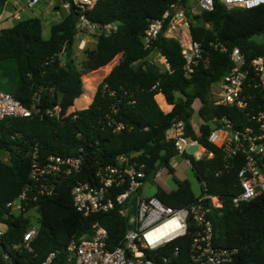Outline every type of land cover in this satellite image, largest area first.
I'll list each match as a JSON object with an SVG mask.
<instances>
[{
    "label": "trees",
    "instance_id": "16d2710c",
    "mask_svg": "<svg viewBox=\"0 0 264 264\" xmlns=\"http://www.w3.org/2000/svg\"><path fill=\"white\" fill-rule=\"evenodd\" d=\"M177 1L99 0L86 11L88 20L100 28L114 24L117 29L109 34L103 32L96 47L85 50L81 68L74 58L78 13L72 5L68 15L52 25L48 39L43 36V22L38 17L19 20L0 30V90L11 93L25 106L36 105L40 110L32 117L0 122V155L9 156L7 161L0 158V225L6 228L0 240V264H42L52 252H56L54 264H66L69 244L90 236L97 224L108 230L111 249L122 246L131 226L129 219L120 214V208L84 216L74 207L71 191L79 182H95L98 170L115 164L120 156L145 164L146 182L154 183V173L163 167L174 175L171 161L177 152L174 142L166 136L179 120L185 122L186 134L214 156H184L201 185L200 196L195 195L189 180L176 178L175 190L158 186L155 196L173 208L189 207L205 195L219 197L222 207L213 208L209 214L214 244L239 250L233 264H264V197L234 206L232 198L239 191L236 171L240 166L226 168L222 150L208 140L214 118L228 117L238 125L246 122L247 112L264 108L262 102L259 108L251 104L239 109L215 106L211 101L212 85L233 68V49H240L247 60L264 56V4L253 9H232L215 0L212 11L195 14L191 35L201 43L203 56L210 64L200 61L187 74L177 40L161 34L150 48L143 44L150 22ZM6 2L0 0V10ZM166 25L167 22L164 29ZM223 47L226 51H222ZM157 54L168 60L169 71L153 58ZM111 67V78L100 84L93 100L79 99L82 76ZM162 95L172 106L169 112L158 104L164 99ZM256 95L260 101V94ZM77 100L81 107L91 104L74 112ZM197 100L201 103L199 131L192 124ZM57 104L66 115L62 120L41 116ZM117 124L124 128L117 131ZM36 150L41 159L49 155H82L83 161L80 172L59 183L53 196L30 206L39 214V230L31 243L32 251L20 252L14 247L23 243L33 216L29 212L9 216L7 204L32 183V153ZM120 190L115 189L116 193ZM131 202L134 205L133 199ZM204 203L211 206L208 199ZM194 231L191 223L185 236L149 252L150 257L159 262L168 257V264H195L190 253Z\"/></svg>",
    "mask_w": 264,
    "mask_h": 264
},
{
    "label": "built area",
    "instance_id": "2783aa9c",
    "mask_svg": "<svg viewBox=\"0 0 264 264\" xmlns=\"http://www.w3.org/2000/svg\"><path fill=\"white\" fill-rule=\"evenodd\" d=\"M98 1L70 0V3L65 4L69 9L71 5L74 6L78 13L76 39L79 50L86 48L89 34L100 36L103 32L109 34L117 29L114 24L100 28L88 20L86 11L93 8ZM39 2L40 0H28L27 6L33 8ZM219 2L232 9H253L264 4V0ZM214 3L215 0H187L186 3L178 0L171 4L160 18L150 22L143 36L144 47L150 48L158 37L164 34L165 37L179 42L186 61L187 74L192 73L200 61L209 66V60L203 56L201 43L192 38L191 24L195 14L212 11ZM14 18L20 19L21 16L17 13ZM165 22L167 25L164 29ZM222 51L226 49L223 47ZM156 56L163 70L169 71L168 60L160 54ZM230 58L233 68L220 82L212 85L211 101L215 106L221 107L247 109L252 104L253 107L259 108V103L264 104V56L247 60L245 54L235 48L231 51ZM256 94H260V101ZM88 106L78 107L74 112ZM39 111L36 105L32 108L27 107L11 93L0 90V122L10 118L32 117ZM41 116L59 120L66 117L58 104L48 108ZM246 116V122L238 125L228 117L214 118L213 129L208 139L211 144L222 150L226 168L235 169L240 166L236 171L239 191L232 198L235 207L264 197V108L249 111ZM108 118L110 119V116ZM122 128H124L122 124H117V131ZM186 132L185 122L179 120L173 123L166 136L168 141L174 142L177 157L185 158L188 148L200 146L199 142ZM213 156L214 153H207L205 148V157ZM32 158L30 174L32 183L15 200L7 204L9 216L36 210L30 209V206L44 197L53 196L59 183L80 172L83 161L82 155L70 157L49 155L41 159L37 150L32 153ZM187 162L190 165V161ZM145 169V164L133 157L120 156L115 164L98 170L95 182H79L73 187L71 195L78 212L90 216L120 208V214L129 219L131 227L125 235L123 245L111 249L108 243V230L101 225H95L90 236L84 235L69 244L66 250V264H168L170 261L168 257L159 262L150 257L149 252L185 236L191 223L195 225V231L190 253L195 264H233L239 250L216 246L213 241L214 228L209 214L213 208L222 207L220 198L205 195L189 207H170L155 195L148 196L144 192ZM164 169L166 168H160L154 173V181L162 176ZM203 187L206 189L205 183ZM119 188L122 190L116 193L115 189ZM207 199L211 201V206L204 203ZM134 207L135 211L132 212ZM38 230L39 224L33 221L24 234L23 243L16 245L14 249L20 252L24 249L32 251L31 243ZM5 232L6 228L0 225V240ZM7 258L8 255H5V259ZM55 258L56 252H52L42 264H54Z\"/></svg>",
    "mask_w": 264,
    "mask_h": 264
},
{
    "label": "rangeland",
    "instance_id": "374dc122",
    "mask_svg": "<svg viewBox=\"0 0 264 264\" xmlns=\"http://www.w3.org/2000/svg\"><path fill=\"white\" fill-rule=\"evenodd\" d=\"M28 0H7V3L3 10H0V13L3 14L4 18H11L10 24H16L20 19L26 20L33 17L43 18V30H44V38L48 39L50 37V29L51 26L55 23L61 22L69 13V8L66 6L62 0H40V2L34 6L33 8H29L27 6ZM3 11V12H2ZM19 13L21 18L17 19L13 17V15ZM49 21V22H48ZM6 27H3L4 29ZM88 38V44L85 49L79 50L77 47V39L75 44V53L74 58L76 60V64L79 68H81V64L85 59V50H90L96 47L97 38L98 36L96 34H89L87 36ZM122 55L119 56V58L116 59L114 62L116 64L117 60H120ZM154 59L159 62V58L154 55ZM112 69L108 68L105 70V68H101L99 70L85 73L82 76V89L81 94L79 95V99L91 98L93 100L95 93L97 92L98 87L100 84L111 78L112 75ZM91 100V102H92ZM158 102V100L156 99ZM84 103V102H83ZM199 101L197 100L194 105V114L192 121L197 123L200 120L198 109L200 107ZM91 104V103H90ZM89 104V105H90ZM160 105V108L164 112H168L169 108L166 106L164 101L158 102ZM168 104V103H167ZM88 106V105H87ZM84 107V106H83ZM80 107V108H83ZM77 106L75 109L77 110ZM188 155H199L200 148L199 147H193L188 148L187 150ZM205 155V154H204ZM203 155V156H204ZM205 157V156H204ZM0 158L4 161H7L9 159V156L7 154L0 155ZM183 158H177L176 162L179 164V166L176 167V170L174 172V175H171L167 170H164L162 172V178L158 180L160 187L163 188L166 191H170L171 189H176L177 185L174 180L176 179H187L192 184V189L196 196L201 195V185L197 181V179L194 177L193 172L190 168H187L185 164H183L182 161ZM184 178V179H183ZM148 196H154L156 191V186H150L148 185L146 189H149ZM31 215L33 216V220L37 222V219L39 217V214L36 212V210H32Z\"/></svg>",
    "mask_w": 264,
    "mask_h": 264
},
{
    "label": "crops",
    "instance_id": "0c3cea01",
    "mask_svg": "<svg viewBox=\"0 0 264 264\" xmlns=\"http://www.w3.org/2000/svg\"><path fill=\"white\" fill-rule=\"evenodd\" d=\"M7 3V2H6ZM6 5V4H5ZM3 12V11H2ZM13 17H14V15H13ZM15 19V18H14ZM43 18H41V20H42ZM21 20V19H20ZM10 21H11V18H4V16H3V14L2 13H0V30L3 28V27H6V28H9V27H12V26H14L15 24H10ZM49 22V21H48ZM17 23V22H16ZM56 24V23H55ZM54 25V24H53ZM209 26V25H208ZM52 27V26H51ZM43 36H44V30H43ZM163 96V101L165 102V104H166V106L169 108V110H168V112L172 109V106L171 105H169V104H167V102H166V99H165V97H164V95H162ZM196 102V101H195ZM194 105H195V103H194ZM199 105L201 106V103H199ZM200 108V107H199ZM199 110V109H198ZM201 119L199 120V122H197V123H195V122H193L192 121V124H193V127L195 128V130L196 131H199V128H200V125H201ZM196 147V146H195ZM197 147H199L200 148V153H199V155H193L194 157H196V158H202V157H204L205 155V148L202 146V145H200V146H197ZM204 155V156H203ZM177 158H181V157H176V158H174L172 161H171V166L174 168V170H176V167L177 166H179V164H177V162H176V159ZM181 162H183V164H185L186 166H187V168H190L191 169V165H189L188 164V162H187V159H185V158H183L182 159V161ZM164 170H167V169H164ZM163 170V171H164ZM168 171V170H167ZM162 178V176L160 177V178H158V179H156L155 181H154V183H151V182H146L145 183V185H144V188H143V190H144V192H146L147 194H148V192H149V190H150V188L149 189H146V187L148 186V185H150V186H156V188L158 187V186H160V184H159V182H158V180L159 179H161ZM184 179V178H183ZM180 180H182V179H180ZM176 185H177V183H176ZM177 188V187H176ZM175 190V189H174ZM170 191H172V189L170 190ZM156 192V191H155Z\"/></svg>",
    "mask_w": 264,
    "mask_h": 264
},
{
    "label": "bare ground",
    "instance_id": "6f19581e",
    "mask_svg": "<svg viewBox=\"0 0 264 264\" xmlns=\"http://www.w3.org/2000/svg\"><path fill=\"white\" fill-rule=\"evenodd\" d=\"M75 104H76L77 107H81V102H80L79 100H77V101L75 102Z\"/></svg>",
    "mask_w": 264,
    "mask_h": 264
}]
</instances>
